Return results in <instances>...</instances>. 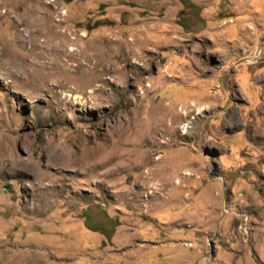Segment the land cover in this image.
Returning <instances> with one entry per match:
<instances>
[{"label": "rangeland", "instance_id": "374dc122", "mask_svg": "<svg viewBox=\"0 0 264 264\" xmlns=\"http://www.w3.org/2000/svg\"><path fill=\"white\" fill-rule=\"evenodd\" d=\"M0 264H264V0H0Z\"/></svg>", "mask_w": 264, "mask_h": 264}, {"label": "bare ground", "instance_id": "6f19581e", "mask_svg": "<svg viewBox=\"0 0 264 264\" xmlns=\"http://www.w3.org/2000/svg\"><path fill=\"white\" fill-rule=\"evenodd\" d=\"M32 35V34H31ZM31 35H28L30 38ZM66 35H64V31L61 34H59V38L56 39V41H52V42H48V41H44V43L46 44V46L41 45V49L39 53H36L35 57L37 59H43V61H40V67L37 66V62H33L32 64H34L35 66L39 67V69H43L45 68V64L47 63L51 68L56 69V70H61L62 67H66V66H76L79 67L81 69H83L85 66H87V64L85 63L86 59L88 58L89 60H91L92 63V67L89 68H93V65L98 64L99 63V58H95L94 60L91 57L90 54L84 53L82 48L80 46H78L77 48L75 47H70L69 51L67 50V44L69 43V38H62ZM27 38V37H26ZM34 39V38H33ZM32 39V40H33ZM51 41V40H50ZM25 42V40H24ZM53 53H63L66 54L65 57L67 58V60L70 61H74L75 59V54L78 56L77 62L75 64L73 63H68L67 60L63 61L61 59V63L56 59L57 58H61L62 55H58V54H53ZM62 66V67H61Z\"/></svg>", "mask_w": 264, "mask_h": 264}]
</instances>
